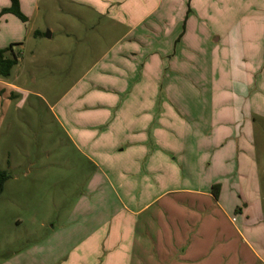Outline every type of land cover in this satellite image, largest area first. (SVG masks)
<instances>
[{"label":"rangeland","instance_id":"rangeland-1","mask_svg":"<svg viewBox=\"0 0 264 264\" xmlns=\"http://www.w3.org/2000/svg\"><path fill=\"white\" fill-rule=\"evenodd\" d=\"M32 2L36 10L25 25L15 17L23 38L15 46L18 63L7 80L18 88L4 87L0 94V169L10 174L0 194V261L22 251L29 264H170L176 256L175 236L170 227L173 236L166 245L167 210L182 215L183 189L203 188L213 180L221 186L220 203L225 206L233 199L240 207L232 217L252 249L234 232L210 247L222 250L230 241L239 253L235 264H260L254 256L264 257V119L259 117L264 114V0L222 1V9L214 6L215 0H192L191 12L198 16L192 17L178 48L193 64L191 83L173 74L179 81L167 86V68L163 72L158 90L174 94L168 100L176 111L174 129L162 125V131L142 132L146 141L137 156L118 152L111 146L115 141L100 130H87L81 142L71 118L87 102L80 101L78 93L86 87L91 65L121 46L131 24L155 0L126 1L118 16L95 10L87 0ZM159 6L156 16L161 17L152 22L157 25L160 19L166 28L167 0H160ZM219 33L222 43H232L235 60L228 70L233 78L223 75L210 83L199 77L195 62L201 56L208 64L206 44H213ZM226 52L224 48L222 54ZM165 63L168 66V60ZM210 89L235 93L237 117L232 127L236 126L240 148H233L232 158L224 147L222 159H232L222 169L218 165L220 174L213 178L204 165L200 178L194 170L198 163L191 166L188 160L197 152L199 129L210 121L212 106L204 95ZM168 133L174 136L171 141ZM214 150L207 149L208 158ZM167 156L169 164L164 162ZM157 224L164 235L158 233L163 245L158 254L151 236ZM164 246L170 259L164 258Z\"/></svg>","mask_w":264,"mask_h":264},{"label":"crops","instance_id":"crops-1","mask_svg":"<svg viewBox=\"0 0 264 264\" xmlns=\"http://www.w3.org/2000/svg\"><path fill=\"white\" fill-rule=\"evenodd\" d=\"M87 1L97 11L109 12V15L118 16V8L121 9L123 4L130 0H116L114 3L111 2L112 0ZM159 1L155 0L153 6L141 15L136 23L131 24V27L125 33L126 36L118 44V46L121 45L119 48L110 49L100 60L91 65L93 69L85 77L87 79L85 82L86 87L80 89L78 93L79 100L87 99V102L83 106L80 105L81 107H78L76 115L71 118L72 130L81 142L86 141L84 132L87 130H100L106 134L105 138L115 141L114 144L111 142V146L118 148V152L132 151L137 156L142 142L146 141L142 132L162 131L164 130L163 126H166L168 131L169 129H174L176 111L172 108L173 106L169 108L168 105V100L173 99L174 94H170L172 91H167V93L159 92L158 89L160 80L165 78L163 72L166 68L167 72L164 74H166L167 86L179 81V79L174 81V75L178 76V74L182 75L181 77L187 83H191L190 69H192L193 64L190 62L191 59L189 60L187 56L183 55V48H178L180 41L182 43L185 34L189 32V23L193 19L192 17L198 15L195 12H191L192 0H183L178 5V0H167V11L163 15L167 21L165 24L166 28H163L160 19L156 21L157 25L152 22L153 17H161L156 16L160 11ZM222 1L230 0H215L214 6L222 9ZM113 4H117V7ZM10 6L11 0H0V49L6 50L9 47L12 49V52L10 50L4 52L6 57H10L14 53L16 44H20L23 38L22 28L17 22L21 20L13 13L2 12L3 9ZM18 6L20 12L26 17V21H21V25H25L31 14H34L36 5L32 0H18ZM176 6L177 8L175 9ZM203 9L208 12L205 8ZM15 17L18 19L17 21ZM200 17L202 16L199 15ZM246 29L248 28L246 27ZM213 32L215 36L218 34L216 30ZM36 34L37 30L33 32V36ZM221 40L222 35L219 33V36L214 38L213 44L212 42L206 44L208 51L204 60H209L208 64L205 61H201V56L199 57V62L198 60L194 61L199 69V77H205L204 79H208L210 83L218 81L221 76L223 78V75H228L229 81L233 78L232 70L231 73L228 70L232 68L233 60H235L230 52L232 43L231 41L230 43L228 42L229 39L224 43ZM224 48L227 49V52L222 54ZM165 60H168V66H166ZM203 67L204 75L202 72ZM8 77L0 76L1 95L4 93V87L10 89L18 88L15 83L7 80ZM138 87H140V90H138ZM204 95L205 99L210 100L213 109L211 108L210 111L211 117L208 126L202 130L199 129L197 152L193 159L188 160V163L191 166L192 163H198V166L194 168L198 177H200L199 172H203L205 165V170H208L211 175L209 177L213 178L215 177L214 174H220L218 172L219 169H217L218 165L222 169L223 164L234 157V150L240 148L239 138L235 131L236 126L232 127L237 117L232 101L235 93L218 90L215 92L210 89ZM158 100H161L160 103ZM249 113L254 114V111H249L248 115ZM182 114L184 115L183 112ZM205 114L207 113L205 112ZM259 115V117L264 119V114ZM252 120L248 131L250 136L255 125L254 116ZM246 121L247 119H245L244 123ZM207 130L210 131L208 134ZM202 131H204L203 134L201 133ZM166 136L168 141H171V138L174 137L170 133ZM207 146H209L208 148L213 146L215 148L211 152L210 158H208L209 153L206 152ZM224 147L228 149L226 150L228 157L230 154L232 155V158H227V161L222 159ZM166 159L167 161L164 162L171 163L170 156H167ZM173 160L174 158H172ZM214 185H218L216 196L212 191V186ZM182 193L184 196L182 201L180 200V206L184 209V213L182 215H173L167 210L168 221H165L168 228L166 230L167 237H164L163 232L160 233L159 224L156 226L157 231L155 230L151 234L154 237L156 254L163 250H161L163 245L160 244L161 241L158 239L159 233L164 237L166 245L168 237L175 236L171 240L173 241V250L176 255L174 259L177 261L173 259L170 264H235L239 253H237L236 249H233L235 246L232 248V245L229 244L230 241L222 250H217L216 247L212 248L210 246L212 242L217 243V240H220L221 237L227 238L231 234L233 235V232L240 237L242 243L246 246L249 244L232 217L233 214L241 211L236 201L230 199L225 202L227 204L225 206L220 203L222 197L221 186L213 180L203 188H186L183 189ZM148 204L135 212L139 213ZM170 227H174L173 235H171ZM224 228L229 232L225 233ZM192 236L195 237L192 239ZM207 241L209 247L205 243ZM248 246L252 249L250 244ZM164 247L166 249L162 253L166 254L164 256L166 258V256H170V252L167 249L168 246ZM254 257L260 264H264V257L260 255H255ZM25 260V252L17 251L2 259L0 264H29L28 262L25 263Z\"/></svg>","mask_w":264,"mask_h":264},{"label":"trees","instance_id":"trees-1","mask_svg":"<svg viewBox=\"0 0 264 264\" xmlns=\"http://www.w3.org/2000/svg\"><path fill=\"white\" fill-rule=\"evenodd\" d=\"M2 12H10L13 13L16 17H18L21 21H26V17L20 12L18 6V0H11V6L9 8H5ZM6 50H10L12 52L11 47ZM5 49H0V76L1 77H8L10 75L11 69L18 63V58L15 56L14 53L11 54L10 57H6L4 55ZM10 178V174L8 171L0 169V194L3 191L5 182ZM218 185L212 186L214 190L213 193L216 196Z\"/></svg>","mask_w":264,"mask_h":264},{"label":"water","instance_id":"water-1","mask_svg":"<svg viewBox=\"0 0 264 264\" xmlns=\"http://www.w3.org/2000/svg\"><path fill=\"white\" fill-rule=\"evenodd\" d=\"M45 36H46V37H50V32H47V33L45 34Z\"/></svg>","mask_w":264,"mask_h":264}]
</instances>
